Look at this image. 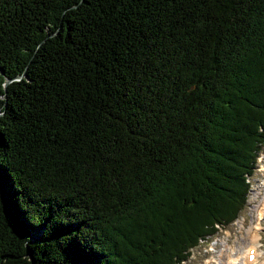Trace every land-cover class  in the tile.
I'll list each match as a JSON object with an SVG mask.
<instances>
[{"label":"trees","instance_id":"trees-1","mask_svg":"<svg viewBox=\"0 0 264 264\" xmlns=\"http://www.w3.org/2000/svg\"><path fill=\"white\" fill-rule=\"evenodd\" d=\"M263 146L264 0H0V264H182Z\"/></svg>","mask_w":264,"mask_h":264},{"label":"rangeland","instance_id":"rangeland-1","mask_svg":"<svg viewBox=\"0 0 264 264\" xmlns=\"http://www.w3.org/2000/svg\"><path fill=\"white\" fill-rule=\"evenodd\" d=\"M256 164L254 173L248 177L250 188H248L246 206L238 215L237 221L220 229L214 239L212 237L205 242L201 241L200 245L192 250L190 259L184 264H226L227 257H235L239 247L244 246V240L248 237L252 225L254 227L256 223L255 209L264 196V148ZM260 224L261 230H257L259 243L256 246L260 256L259 263L264 264V215L261 217Z\"/></svg>","mask_w":264,"mask_h":264},{"label":"bare ground","instance_id":"bare-ground-1","mask_svg":"<svg viewBox=\"0 0 264 264\" xmlns=\"http://www.w3.org/2000/svg\"><path fill=\"white\" fill-rule=\"evenodd\" d=\"M264 192V191H263ZM262 200L258 202V206L255 209V212L257 216H255L256 223L254 224V227L252 225V229H250V233L248 237L244 240V246L239 247V249L235 253V257H227L228 261L226 264H262L259 263V253L257 250L256 244L259 243V233L257 230H261V224L260 220L261 217L264 215V196L261 198ZM251 250L255 251V257L253 258L252 262H249L247 260V256H249V252ZM238 261V263H236Z\"/></svg>","mask_w":264,"mask_h":264},{"label":"water","instance_id":"water-1","mask_svg":"<svg viewBox=\"0 0 264 264\" xmlns=\"http://www.w3.org/2000/svg\"><path fill=\"white\" fill-rule=\"evenodd\" d=\"M11 82V80H8L6 83H5V85H7L8 83H10Z\"/></svg>","mask_w":264,"mask_h":264}]
</instances>
